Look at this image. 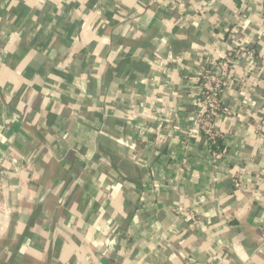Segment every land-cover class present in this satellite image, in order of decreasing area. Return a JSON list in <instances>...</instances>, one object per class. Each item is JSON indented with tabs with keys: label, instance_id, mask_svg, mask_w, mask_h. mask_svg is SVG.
Segmentation results:
<instances>
[{
	"label": "crops",
	"instance_id": "0c3cea01",
	"mask_svg": "<svg viewBox=\"0 0 264 264\" xmlns=\"http://www.w3.org/2000/svg\"><path fill=\"white\" fill-rule=\"evenodd\" d=\"M263 27L264 0H0V264H264ZM236 47L218 158L191 112Z\"/></svg>",
	"mask_w": 264,
	"mask_h": 264
},
{
	"label": "built area",
	"instance_id": "2783aa9c",
	"mask_svg": "<svg viewBox=\"0 0 264 264\" xmlns=\"http://www.w3.org/2000/svg\"><path fill=\"white\" fill-rule=\"evenodd\" d=\"M264 37V27L262 30ZM254 49L236 47L227 49L220 58L210 64L202 66L198 72V99L191 112V118L202 134L206 145L215 157H220L221 131L216 127L215 121L220 115H234L233 109L222 98L224 92L235 83L234 70L237 58L254 57ZM261 122L264 124V114ZM243 187L240 178L232 181V188L237 190ZM264 242V237H263ZM188 264H210L209 262H192Z\"/></svg>",
	"mask_w": 264,
	"mask_h": 264
},
{
	"label": "rangeland",
	"instance_id": "374dc122",
	"mask_svg": "<svg viewBox=\"0 0 264 264\" xmlns=\"http://www.w3.org/2000/svg\"><path fill=\"white\" fill-rule=\"evenodd\" d=\"M3 163L4 159L0 157V217L6 218L8 216V205H7V185L4 182L3 174ZM1 222V221H0Z\"/></svg>",
	"mask_w": 264,
	"mask_h": 264
},
{
	"label": "water",
	"instance_id": "95a60500",
	"mask_svg": "<svg viewBox=\"0 0 264 264\" xmlns=\"http://www.w3.org/2000/svg\"><path fill=\"white\" fill-rule=\"evenodd\" d=\"M44 195H45V194H44ZM44 195L42 196V198H41V201L43 200V198H44ZM41 201H40V202H41Z\"/></svg>",
	"mask_w": 264,
	"mask_h": 264
},
{
	"label": "trees",
	"instance_id": "16d2710c",
	"mask_svg": "<svg viewBox=\"0 0 264 264\" xmlns=\"http://www.w3.org/2000/svg\"><path fill=\"white\" fill-rule=\"evenodd\" d=\"M49 11L51 10V9H48Z\"/></svg>",
	"mask_w": 264,
	"mask_h": 264
}]
</instances>
